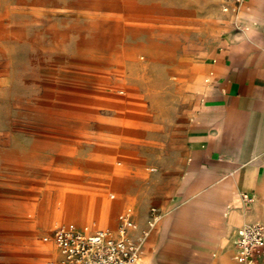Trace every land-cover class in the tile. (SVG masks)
Instances as JSON below:
<instances>
[{
	"label": "rangeland",
	"instance_id": "obj_1",
	"mask_svg": "<svg viewBox=\"0 0 264 264\" xmlns=\"http://www.w3.org/2000/svg\"><path fill=\"white\" fill-rule=\"evenodd\" d=\"M221 6L222 0H0V264H58L53 229L83 221L100 205L89 195L110 197L116 184L122 205L105 227L114 228L128 206L141 226L151 207L161 213L143 248V264H153L164 214L180 210L174 197L188 163L174 167L172 139L199 101L194 66L203 61L207 28ZM258 160L239 156L231 169H215L217 183L189 195L193 208L175 216L172 234L206 229L217 207L242 204ZM209 172L203 162L198 174ZM262 196L243 203L245 223L264 208ZM197 248L179 260L157 253L158 264H198Z\"/></svg>",
	"mask_w": 264,
	"mask_h": 264
},
{
	"label": "crops",
	"instance_id": "obj_2",
	"mask_svg": "<svg viewBox=\"0 0 264 264\" xmlns=\"http://www.w3.org/2000/svg\"><path fill=\"white\" fill-rule=\"evenodd\" d=\"M225 3L222 0L217 21L208 25V47L203 61L194 66L193 87L199 101L186 114L187 122L178 127V133L172 139L177 152V165L174 167L179 170L185 161L188 163L178 184L180 193L174 197V203L180 210L177 214L175 211L165 212L155 242V254L150 253L153 255V264H158L157 253L179 260L197 247L201 254L196 258L198 264H240L234 258V239L237 229L244 223L238 224L230 220V216L234 208L244 214L243 203L252 205L253 200L246 203L242 198L243 203L240 205L217 207L212 212L214 219L206 229L188 230L181 236L172 234L173 219L191 210L193 206L189 195L203 184L217 183L215 169H231L235 157L259 159L257 168L247 173L244 187L254 200L264 193V0H246L238 15L225 12ZM206 73L208 76L205 78ZM243 145L246 146L241 151ZM203 162H207L210 169L206 177L198 174ZM152 168L151 171L156 170ZM228 185V188H232V184ZM231 192L230 199L237 203L240 193L235 187ZM128 210L132 211L138 225L134 231L137 234L146 226L139 225V216L131 206L126 207L119 216ZM247 222L264 225V208L256 211L251 221ZM117 224L118 219L114 228ZM78 225L89 230L98 229ZM234 226L231 245L224 249ZM215 249L220 252L219 256L214 254L215 258H210L209 253ZM256 264H264V254Z\"/></svg>",
	"mask_w": 264,
	"mask_h": 264
},
{
	"label": "built area",
	"instance_id": "obj_3",
	"mask_svg": "<svg viewBox=\"0 0 264 264\" xmlns=\"http://www.w3.org/2000/svg\"><path fill=\"white\" fill-rule=\"evenodd\" d=\"M225 1L223 10L238 15L246 0ZM243 200L250 203L253 199L245 193ZM160 218V211L151 207L146 227L137 234L134 231L138 225L131 210L119 216L115 228L89 230L75 222L61 223L51 233L59 253L58 264H138L145 242ZM234 245L238 263L256 264L264 252V225L244 223L236 231Z\"/></svg>",
	"mask_w": 264,
	"mask_h": 264
},
{
	"label": "bare ground",
	"instance_id": "obj_4",
	"mask_svg": "<svg viewBox=\"0 0 264 264\" xmlns=\"http://www.w3.org/2000/svg\"><path fill=\"white\" fill-rule=\"evenodd\" d=\"M142 24H144V23H142ZM122 102H124V100H117L116 101L117 104L122 103ZM114 186H115L114 189L116 191H114V193L112 192L111 195H110V197L104 196L105 194H100V195L99 194H93L91 196L89 195V197L94 198L93 199L94 201L100 203L99 207L98 208H93L91 211H89L84 216L85 219L83 221H74V222H76L78 224L81 223V225H83L85 227H96V226L105 227V226H109V225L113 224L112 218L114 217L115 213L121 208V205H122V200H120L121 195H122V192L118 188V184H116ZM83 205H85V204H83ZM95 207H97V206H95ZM40 211L43 212V210L41 209V207H40ZM244 211H245L244 214H240L239 212H236L233 215V217H232L231 220H234V221H237V222H239V221L241 222L242 221L243 223H245L246 220L250 216H249V211L248 210H244ZM89 215L98 216L97 217L98 220L95 221V222H93L92 220H90ZM105 228H107V227H105ZM151 259L153 261V257L152 256H151ZM139 261H140V264H143V254H142V256H140Z\"/></svg>",
	"mask_w": 264,
	"mask_h": 264
}]
</instances>
